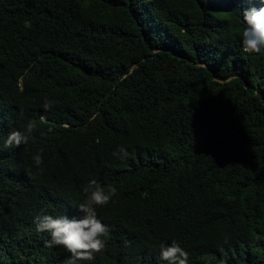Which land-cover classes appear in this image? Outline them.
I'll return each mask as SVG.
<instances>
[{"label": "trees", "instance_id": "obj_1", "mask_svg": "<svg viewBox=\"0 0 264 264\" xmlns=\"http://www.w3.org/2000/svg\"><path fill=\"white\" fill-rule=\"evenodd\" d=\"M261 6L0 0V264H63L34 221L79 218L92 179L117 189L96 210L112 238L77 264H167L173 241L189 264H264V54L240 40ZM30 119L29 141L6 147Z\"/></svg>", "mask_w": 264, "mask_h": 264}, {"label": "clouds", "instance_id": "obj_2", "mask_svg": "<svg viewBox=\"0 0 264 264\" xmlns=\"http://www.w3.org/2000/svg\"><path fill=\"white\" fill-rule=\"evenodd\" d=\"M259 2L261 7H250L242 12L244 27L240 32L241 50L247 55L264 54V0ZM24 26L29 28L31 24L26 20ZM55 103L54 100L45 97L44 110H50ZM46 122V116H40L39 124ZM37 128L36 120H28L22 131L13 130L8 134L5 146L19 147L26 144ZM43 151V149L38 150L32 157L40 173L44 171ZM111 155L121 160L129 158V152L123 146L117 147ZM83 192L85 199L77 209L82 214L79 218L42 214L34 221L38 232H46L50 235V239L45 243L46 247L59 246L69 253L63 264L92 261L96 255L105 251L112 238L110 228L98 218L96 210L107 206L117 195V189L114 186L104 187L92 179L83 188ZM128 243L125 241L126 245ZM160 259L167 264H189V253L173 241L170 245L160 246ZM218 264H226V260L221 259Z\"/></svg>", "mask_w": 264, "mask_h": 264}]
</instances>
